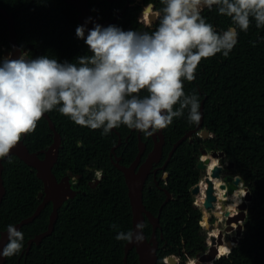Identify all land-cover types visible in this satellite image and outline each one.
Returning a JSON list of instances; mask_svg holds the SVG:
<instances>
[{
	"label": "trees",
	"instance_id": "16d2710c",
	"mask_svg": "<svg viewBox=\"0 0 264 264\" xmlns=\"http://www.w3.org/2000/svg\"><path fill=\"white\" fill-rule=\"evenodd\" d=\"M5 1L1 0V3L4 5ZM97 1L91 0L93 12L99 11L101 19L114 18L117 10L111 12V3L103 0L96 9ZM155 1L159 3V0L138 1L137 5L128 7L113 24L125 30H153L156 23L144 25L138 20V13L141 10L139 3ZM28 3L30 6L16 20V28L18 34H23L24 41L37 46L38 52L34 57L47 54L61 62H74L79 55H90L84 40L69 38L80 25L77 9L63 0H10L5 6L12 9L27 6ZM158 7L161 5L158 4ZM203 15L218 31L230 25V19L219 15L215 7L211 11L204 9ZM0 17L7 29L3 16ZM184 89L186 93L195 91L200 103L204 100L202 129L208 130L213 137L204 139L197 134L193 141L185 140L169 161L166 168L168 177L160 181V186L168 189L173 198L163 207L160 216L158 238L162 247L158 251L157 264H165L163 257L176 253L183 245L188 250L194 248L195 252L200 245L204 246L206 232L200 228L203 210L194 205L195 196L192 193V188L202 178L197 167L202 149L223 152V160L233 162L235 174L242 177L253 196L244 220V234L230 254L219 257L215 264H264V28L257 29L253 21L247 33L240 32L238 43L228 57L217 54L202 60L196 79L191 83L185 82ZM49 115L58 131H61L64 145L53 170L55 174L59 177L66 168L82 173L90 165L102 170L104 177L94 188L86 184V188H83L86 189L85 193L78 192L61 206L54 231L41 244L33 245L30 252L32 260L28 264H124L126 241H118L115 237L119 231L132 229V208L124 174L109 155L112 145L117 142V135L102 136L97 134L102 130L75 125L57 111L49 112ZM185 117L174 118L173 123L164 129V160L173 144L196 127L190 125ZM45 129L49 130L47 120L43 117L32 133L35 136L30 140L34 141L36 137L39 143L30 148L31 151L46 148L52 142V137ZM78 141L82 146H77ZM147 145L143 158L152 149L153 140L149 139ZM138 150L135 137L127 146L122 163L129 165ZM11 161H4L3 178L7 191L0 207L2 230L7 229L8 224L14 225L31 216L40 204L38 194L43 190V183L35 170L32 171L16 155H11ZM217 162L218 159L213 158L210 168ZM213 180L218 189L220 180ZM160 186L153 181L152 187L144 190V204L155 215L159 214L167 197ZM224 192L226 190L221 189L219 195L223 196ZM245 192L242 189L232 195L233 201L229 205L230 209H235L231 210L232 213L237 211L242 202V193ZM204 198L205 193L200 194L198 203L202 204ZM52 207L49 204L34 222L22 226L24 244L26 239L47 229ZM113 224L119 227L113 229ZM143 229L150 237L152 224L148 219ZM217 249L219 253L225 254L231 245L222 242ZM18 255L8 257L7 264H17ZM127 264H139L135 249L130 251Z\"/></svg>",
	"mask_w": 264,
	"mask_h": 264
},
{
	"label": "clouds",
	"instance_id": "9594fccd",
	"mask_svg": "<svg viewBox=\"0 0 264 264\" xmlns=\"http://www.w3.org/2000/svg\"><path fill=\"white\" fill-rule=\"evenodd\" d=\"M159 4L161 7L155 11L156 26L151 31L125 30L115 24L104 26L99 23H93V27L89 29L87 21L78 25L75 34L77 38L84 40L90 55H79L74 62H61L47 54L33 58L24 51L17 58H13L12 53L0 54V160L7 159L11 163L12 150L22 137L32 134L38 122L52 111H57L80 127L102 130V136H107L113 129L123 125L151 137L169 127L174 118L185 117V113L190 125H199L202 119L200 99L195 91L185 92V82L191 83L196 79L202 60L217 54L228 57L238 43L240 32L247 33L253 21L257 29L264 28V0H159ZM213 7L219 15L230 19V25L226 29L218 31L203 15L204 9L211 11ZM139 21L144 25L149 24L143 16ZM251 43L255 46L254 41ZM202 130L206 129L196 132L190 140L193 141L197 134L202 137ZM211 137L213 134L209 132L208 138ZM147 144L148 142L146 151ZM77 146H82L81 142L78 141ZM203 157L205 155L201 151L199 161ZM224 157L212 159L217 158V165L224 166L234 178L240 176L230 171L234 164L232 161H224ZM163 160L164 157L161 161ZM210 166L211 163L205 173L199 169L202 178L196 184L200 186V192L193 194L195 197L199 198L200 194L206 193L205 176L211 174ZM99 173L102 170H98L97 176ZM161 189L164 190V187ZM242 189L246 192L242 193L240 208L250 192L241 177L236 191ZM220 191L221 188H214L218 197ZM227 199L226 209H223L222 202H216L214 212H229L230 216L241 212L239 210L232 215L229 208L232 196L229 195ZM251 200L253 196L246 201V212ZM194 205L202 208L203 214L210 219L203 203L199 204L195 198ZM216 216L219 220H215L216 223L212 224L214 228L206 233L204 249H199L198 253L189 254L188 257L186 255L188 262L194 257L199 258L198 264L208 262L201 261V256L214 245L212 236L218 239L220 232H223L225 244L237 237L227 240L225 233L233 232L226 231L227 217ZM221 224H224L222 230L218 229ZM234 224L235 222L232 226L237 228V224ZM242 225L244 229V221ZM111 227L116 229L119 226L113 224ZM144 227L143 222H138L135 225L136 231H119L115 239L142 243ZM216 229L218 231L214 233ZM6 234L7 243L0 250V257L20 254L24 247L23 232L15 225L8 224ZM161 247L159 240V249ZM231 250L232 247L222 255L217 250L216 259L209 261L215 264L219 257L230 254ZM169 255L177 259L176 264L180 262L177 256L183 258L178 253ZM169 255L162 259L165 264H170Z\"/></svg>",
	"mask_w": 264,
	"mask_h": 264
},
{
	"label": "water",
	"instance_id": "95a60500",
	"mask_svg": "<svg viewBox=\"0 0 264 264\" xmlns=\"http://www.w3.org/2000/svg\"><path fill=\"white\" fill-rule=\"evenodd\" d=\"M66 3L70 4L72 7L77 9L78 11V20L79 24H85L87 21V28H92L93 23H99L101 25L107 26L109 24H113L116 19H118L124 12L122 10L121 12H118L114 18L107 17L105 19H101L99 17L98 12H93L92 8L90 7V0H63ZM152 5H149L148 9L151 10ZM0 12L4 15V17L7 20L8 27L11 33V42L15 47L16 44V29L14 24V14L10 15L3 7L0 6ZM90 18V19H89ZM156 21L155 14L150 15V23L154 24ZM70 39L77 38L76 34H73L69 37ZM204 100L201 103V112H202V119L199 125H197L194 129L189 130L186 134H184L177 142L173 144L172 150L169 153V156L167 160L165 161L164 166L162 167L163 170L166 169L169 161L171 160L172 156L174 155V152L177 150V148L187 139L192 138V136L202 129V126L204 124ZM48 121L50 128L52 129V132L55 134L53 143L50 145V147L47 150H44L45 156L42 158L40 157L38 152L31 151L28 146L25 144L24 140H21L17 147H15L12 150V155L18 156L21 160H23L29 167L33 168L36 171L37 177L42 181L43 183V191H41L38 195L40 199H42V202L38 205L35 212L27 217L22 219L20 222L14 224L19 230H21L22 226L25 224H30L34 222L36 217H38L44 208L47 206L48 203H52V211L49 216V223L48 227L45 231L39 233L35 237H33L29 241V247L34 243L39 245L42 240L51 235L54 231L55 224L57 222V219L59 217V209L61 206L70 198H74L78 191H76L72 187V183L70 180V176H65L62 179H58L56 174L53 171V168L58 160L59 157V149L61 146L62 138L60 133L57 132L56 126L52 119L50 118L49 114L46 113L45 116ZM201 136L203 138H208L209 132L207 130H202ZM165 145V134H163V130L157 132V134H154V145L153 149L149 152L144 162H141L142 155L146 151V143L141 140L139 144V154L131 164L124 165L120 163H116L117 168L123 172L125 177L126 186L128 189V197L130 200L131 208H132V229L136 231L135 225L138 222H143L145 224L146 219L149 220V222L152 224V234L150 237L147 236L143 229V235H144V241L142 243H128L125 244V255H124V264H127L128 256L131 250L135 249L139 255V264H157L159 260L158 256V249H159V239H158V228H161L160 226V216L163 207L173 198L172 193L165 189V192L167 194L166 199L162 203L159 214L155 215L150 210H148L144 204V187L145 183L148 177V174L150 173L151 169L153 168L154 164H157L160 162L163 158V147ZM115 150V148L113 149ZM202 154L205 155L207 158L201 159L197 167L198 169L202 170L203 173H205V169L207 166L211 163L212 157H224L223 152L218 151H211L204 149L202 150ZM120 159V158H118ZM7 159L0 160V207L3 202L4 196L6 194V186L4 183L3 178V170H4V161ZM232 165V163H230ZM230 165V167H231ZM227 168H229L227 166ZM70 175H73L71 172ZM168 174H165V177H167ZM219 179L220 180V187L221 189L226 188V192H224L223 197H218L214 192V181L213 179ZM100 180L95 181L96 186ZM241 181L240 176H234L227 173L226 169H224V166L222 165H215L213 168H211V174H206L205 176V182L207 183V189H206V198L203 202V207L206 211H214L216 209V202H222L223 209H226L225 202L228 201L227 197L230 195L232 196L236 189L239 187V183ZM162 188V187H161ZM200 192V186L196 185L192 189V193L198 194ZM248 198H245V201L241 205V212H239L235 216H230L229 212H217L216 215L223 216L225 215L226 218V224L227 228L226 231H234L236 230V236L235 238L228 241V245H231L233 248L234 245H236L239 242L238 237L242 235L243 230V221L245 220L247 216L246 212V201H248L250 198H252V195L250 192H248ZM231 210H235L232 208ZM208 217L207 215L204 216L206 219ZM241 221V222H240ZM236 222L237 228H234L232 226V223ZM0 234L2 236V239H0V250H2V247L4 244L7 243V234L6 230L0 231ZM162 237V235H161ZM212 241L214 243L213 246L208 248L204 254L201 256V261H209L214 260L217 257V248L216 245L223 242V232H220V238H215L212 236ZM235 243V244H234ZM6 258L0 257V264L5 263ZM168 261L170 264H176L177 260L173 255L168 256Z\"/></svg>",
	"mask_w": 264,
	"mask_h": 264
},
{
	"label": "flooded vegetation",
	"instance_id": "af4514ba",
	"mask_svg": "<svg viewBox=\"0 0 264 264\" xmlns=\"http://www.w3.org/2000/svg\"><path fill=\"white\" fill-rule=\"evenodd\" d=\"M102 1L103 0H98L97 1V5H95V8L96 9L98 8V5ZM106 1H108L112 5L111 12H113L114 10H117V12H116V14H117L118 12H121L124 9H125L124 11H126V9L128 7H130V6L137 5L136 3H138V1H140V0H106ZM7 3L9 4L10 3V0L5 1L4 5L1 3V0H0V6L3 7L10 15L14 14V18H15L14 19V24H15V29H16V37L15 38H16V44H17V46L15 47V45H13V43L11 42V33H10V30H9V27H8L7 20L4 17V15L0 12V15L3 16L4 21L6 22V25H7V29H6L5 26L3 25V22H2L1 17H0V54L8 55L9 53H12L13 58H17L20 55V52L21 51H24V52H26L25 54L28 55L29 57H34L36 55V53L38 52L37 46L34 43H32V42L24 41L23 34H18V31H17V28H16V20H17L19 14L22 11H24L28 6H30V3H28L27 6H16L15 8H12V9H9V6H8V9L6 8L5 4H7ZM139 4L141 5V10L138 13V20H139V18L141 16L144 17V15L146 14V12L149 10L148 9L149 5H152V8L150 10L151 14H155V11L159 9V7H158V4L159 3L157 1L150 2V3H147V4L144 3V2H141ZM90 5H91V0H90ZM95 12H98L99 13V11H97V10ZM149 20H148V23L151 24ZM155 23H156V21H155ZM44 118H46V117H44ZM46 120H47V124H48L49 130L45 129L44 131L49 136L52 137V142L46 148H38V149L34 150L35 152H38L39 155H40V157H42V158L45 156L44 150H47L50 147V145L53 143V139H54V135H55L52 132V129L50 128L49 121H48L47 118H46ZM56 130H57L58 133H60L61 138H62L61 146H60V149H59L60 150L59 151V156H60L61 150H62V148L64 146L63 145V136H62L61 131H58L57 127H56ZM97 134H101V132H98ZM109 134H110V136H111V134H116L117 135V142L114 145H112L111 150H110V154H109L110 155V159L114 163L115 166H116V163L123 164L122 163L124 161L123 155L127 152V146L130 144V141L134 140L135 137H137V140H138V149H139V144H140L141 140L143 142H145V143H147L149 141V139H152L154 141V134L151 137H146L145 138V136L142 133H139V132H137L135 130H130L126 126H123V125L121 127H119V128L113 129ZM155 134H157V133H155ZM163 134H165L164 133V130H163ZM29 136H30L29 142L27 143L26 140H27V137H29ZM34 136L35 135H32V134L31 135H25L21 139V140H24L25 144L28 146L29 149L37 146L38 143H39L38 140L36 139V137H35L36 141H35V139H34V141H31L30 140L31 137H34ZM165 144H166V136H165ZM114 148H115V150H113ZM121 148H122V150H121ZM120 150H121V153H119ZM139 151H140V149L138 150L137 155L131 161V163L134 160H136V158H137V156L139 154ZM118 158H120V159H118ZM144 160H145V158H143V156H142L141 162H144ZM166 160L167 159H165V160L161 161V163H157V164H155L153 166V168L151 169L150 173L148 174V177H147V180H146V183H145L144 190H145L146 187L147 188H151L153 181H154V183L157 186H160V181L162 180V178L165 177V174H166V172H163V169H162V167L164 166ZM31 169H32V171L34 170L33 168H31ZM53 170H54V168H53ZM230 171L235 174V171L233 170V168ZM71 172L73 173V175H70ZM160 172H162V173L160 174ZM97 173H98V169H96V167H93V166L88 165V166H86L85 171L82 172V173H75L74 171L70 170L69 168H66L64 173H62L61 175H59V177H58V175H56V176H57V178L59 180L62 179L63 177H65V176H67V175L70 176V180H71V183H72V187L76 191H78V192L85 193L86 192V189H83V188H86V184H88L91 188H94L103 179L104 174L103 173H99L100 175L97 176ZM89 177H91V179H89ZM97 179L100 180V181L98 182V184L96 186H94L95 185V181ZM40 200H41L40 201V203H41L42 202V199H40ZM252 202H250L248 204V207H250V205H251ZM49 204H52V203H48L47 206H49ZM208 214L210 216V219H208L207 223H205V221H204V219H205L204 218V216H205L204 214H203V219L200 222V225H201L200 228H201V230L205 231L206 233H208L210 230H212L214 228V227H212V224L214 222L216 223L215 220H217L216 212L209 210L208 211ZM205 220H207V219H205ZM145 223H146V221H145ZM244 229H243V232H244ZM4 230H6V229H4ZM0 231H2V229H0ZM231 233H232V236H230L231 235L230 233H225L227 240L230 237L236 236V231H233ZM38 234H35L34 236L26 239V244H24V247H23L21 253L17 257V264H28L29 260L30 261L32 260V258L30 257V252H31V248L33 247L34 243L29 247V241L33 237H35L36 235H38ZM0 236H1V234H0ZM185 246L186 245H183L182 247H179L178 250H177V252H176L178 254L183 255L182 256L183 258L181 260H179L180 261L179 264H188L187 263L188 262L187 257L189 256V254H193V252H195V249L194 248H192L191 250H188ZM199 249H204V246L201 247V245H200L199 248H198V250ZM186 251H188L189 253L186 252ZM186 255H187V257H186ZM7 261H8V258H6L4 264H7Z\"/></svg>",
	"mask_w": 264,
	"mask_h": 264
},
{
	"label": "bare ground",
	"instance_id": "6f19581e",
	"mask_svg": "<svg viewBox=\"0 0 264 264\" xmlns=\"http://www.w3.org/2000/svg\"><path fill=\"white\" fill-rule=\"evenodd\" d=\"M146 14H147V15H146L145 19L149 20V15H151V12H150V11H147ZM203 158H204V157H203ZM205 158H207V157H205ZM205 158H204V159H205ZM215 179H216V178H215ZM213 181H214V180H213ZM214 188L217 189V188H216V185H215V182H214ZM225 190H226V189H225ZM234 193H235V192H234ZM248 196H249V195H247L246 198H248ZM205 198H206V196H205ZM205 198H204V200H205ZM250 199H251V198H250ZM250 199H249V200H250ZM204 200H203V202H204ZM239 210H241L240 205L238 206L237 211H239ZM231 214L234 215L232 212H231ZM234 226H235V224H234ZM231 245H232V244H231ZM216 248H217V247H216ZM217 250H218V249H217ZM218 254L222 255L221 253H219V250H218Z\"/></svg>",
	"mask_w": 264,
	"mask_h": 264
},
{
	"label": "built area",
	"instance_id": "2783aa9c",
	"mask_svg": "<svg viewBox=\"0 0 264 264\" xmlns=\"http://www.w3.org/2000/svg\"><path fill=\"white\" fill-rule=\"evenodd\" d=\"M144 17H146V15H144ZM198 261H199V258L198 257H194L193 259H190V261L188 263L189 264H198ZM205 264H214V263L212 261H208Z\"/></svg>",
	"mask_w": 264,
	"mask_h": 264
},
{
	"label": "rangeland",
	"instance_id": "374dc122",
	"mask_svg": "<svg viewBox=\"0 0 264 264\" xmlns=\"http://www.w3.org/2000/svg\"><path fill=\"white\" fill-rule=\"evenodd\" d=\"M150 11V10H149ZM149 19H150V15H149ZM150 21V20H149ZM245 190V189H244ZM238 191V190H237ZM246 191V190H245ZM196 199H198V201H199V198H198V196H196L195 197ZM253 200H251L250 202H252ZM250 202H248V204L250 203ZM204 221H205V223H207V220H205L204 219ZM235 224H236V222H235ZM223 225L224 224H221V225H219V228L218 229H221L222 230V228H223ZM218 229H216V230H218ZM232 235V234H231ZM198 253V252H197ZM177 258H178V262H179V260H181V258H180V256H177ZM179 264V263H178Z\"/></svg>",
	"mask_w": 264,
	"mask_h": 264
}]
</instances>
